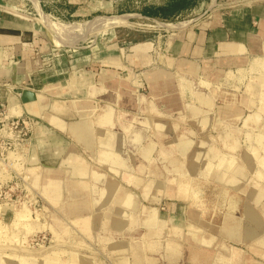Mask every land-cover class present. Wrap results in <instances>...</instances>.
<instances>
[{
	"label": "crops",
	"instance_id": "1",
	"mask_svg": "<svg viewBox=\"0 0 264 264\" xmlns=\"http://www.w3.org/2000/svg\"><path fill=\"white\" fill-rule=\"evenodd\" d=\"M115 5L0 0V102L31 122V180L76 219L143 230L151 263L264 264L262 155L245 166L225 145L235 126L259 137L264 124L250 115L264 86V0H159L113 14ZM39 13L173 24L55 43ZM26 89L34 100L21 101Z\"/></svg>",
	"mask_w": 264,
	"mask_h": 264
},
{
	"label": "rangeland",
	"instance_id": "2",
	"mask_svg": "<svg viewBox=\"0 0 264 264\" xmlns=\"http://www.w3.org/2000/svg\"><path fill=\"white\" fill-rule=\"evenodd\" d=\"M115 1L118 5L114 6L113 14L118 9L129 10L139 7L141 4H155L159 0ZM129 15L127 13L94 16L80 24H68L90 27L100 18L121 17L125 18L126 22L120 25H131L133 28L135 26L142 30L165 28V26H159L158 23L173 24L159 19H155L154 22L140 17L128 20ZM50 21L62 23L55 20ZM260 90L263 92L262 94H254L256 107L250 112V115L255 114L264 120V86ZM3 104L6 106V103L3 102ZM259 130L261 137L256 136V130L255 132L250 130L248 134H245V137L241 138L243 129L237 125L232 130V139L226 141L225 145L227 144L229 149L233 150L234 156L231 158L245 166L253 165L252 162L258 158L256 153L259 150L262 155L258 158L261 169L259 176H264V124L259 127ZM31 134L30 122L28 136ZM24 144L28 146L30 138L23 143L21 150ZM246 151L252 152V157L246 155ZM27 165L25 162L20 164L18 169L16 167L12 170L0 171V264H155L151 263L152 260H148V258L153 256L156 248H146L147 241L144 240V237L139 236L143 230L137 228L133 232L137 234L129 236L110 228L111 221L100 220L97 222L92 217L88 221L76 219L75 215H82L81 212L70 213L68 204L64 200L59 202L44 195L31 180L32 176ZM22 208L26 211L24 214ZM86 219L88 218L86 217ZM134 244L136 246H133ZM133 248L140 250L138 254L136 253L137 257Z\"/></svg>",
	"mask_w": 264,
	"mask_h": 264
},
{
	"label": "built area",
	"instance_id": "3",
	"mask_svg": "<svg viewBox=\"0 0 264 264\" xmlns=\"http://www.w3.org/2000/svg\"><path fill=\"white\" fill-rule=\"evenodd\" d=\"M3 86L4 84H1L0 88ZM29 132V119L10 115L7 107L0 102V171L16 167L18 169V166L25 162L27 165L26 153L29 145L24 144L22 150L21 147L30 138Z\"/></svg>",
	"mask_w": 264,
	"mask_h": 264
},
{
	"label": "bare ground",
	"instance_id": "4",
	"mask_svg": "<svg viewBox=\"0 0 264 264\" xmlns=\"http://www.w3.org/2000/svg\"><path fill=\"white\" fill-rule=\"evenodd\" d=\"M39 15H40L39 17L41 19V22L44 24V26L50 32L55 43H58L59 38H62V39L66 38V39L72 41L73 39L79 38L83 34H86V33L93 35L96 33V31L98 29H100L102 27H107L110 25H119V24H122L123 22H126V19L123 17H121V18H107V19H100L96 23L92 24L90 27H79L76 25L62 24V23H56V22L50 21L42 13H39ZM158 24H159V26H162V27L166 26L165 23H158ZM23 208H22V211L24 214L27 210L24 208L26 210L25 211V210H23ZM22 211H20V212H22Z\"/></svg>",
	"mask_w": 264,
	"mask_h": 264
},
{
	"label": "water",
	"instance_id": "5",
	"mask_svg": "<svg viewBox=\"0 0 264 264\" xmlns=\"http://www.w3.org/2000/svg\"><path fill=\"white\" fill-rule=\"evenodd\" d=\"M34 98H35L34 93L28 89L23 90L20 95V99L22 102L32 101L34 100Z\"/></svg>",
	"mask_w": 264,
	"mask_h": 264
},
{
	"label": "trees",
	"instance_id": "6",
	"mask_svg": "<svg viewBox=\"0 0 264 264\" xmlns=\"http://www.w3.org/2000/svg\"><path fill=\"white\" fill-rule=\"evenodd\" d=\"M176 8H178L177 6H175V5H168V6H166V11H169V10H174V9H176ZM168 14H170V12H162V16H159V17H161L162 19H165V20H168Z\"/></svg>",
	"mask_w": 264,
	"mask_h": 264
}]
</instances>
